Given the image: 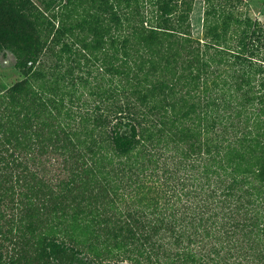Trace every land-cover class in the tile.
I'll list each match as a JSON object with an SVG mask.
<instances>
[{"label": "trees", "instance_id": "1", "mask_svg": "<svg viewBox=\"0 0 264 264\" xmlns=\"http://www.w3.org/2000/svg\"><path fill=\"white\" fill-rule=\"evenodd\" d=\"M79 2L45 3L54 29L45 38L34 27L41 14L30 1L1 19L0 48L13 50L25 78L0 95V220L54 211L91 225L85 231L92 243H86L73 227L31 224L28 232L36 235L28 246L45 264L66 254L77 255L78 264L103 258L110 264H240L229 256L245 249L246 264H264L263 25L250 17L228 19L220 31L209 27V40L200 43L190 37L189 5L181 0L157 3L162 15L147 28L134 0H125L128 14L114 0H86L89 9L79 13ZM76 31L87 37L74 41ZM82 89L92 101L76 96ZM179 121L187 126L170 131L171 140H192L188 146L197 150L200 124L207 151L188 157L195 174L177 184L174 161L160 144L167 136L162 127ZM44 159L58 165L56 177L38 174ZM217 168L225 174L210 189L215 178L206 182L197 172L214 175ZM250 179L257 186L245 190ZM215 198L245 211L228 241L231 209L217 207L227 210L219 223L220 211L203 207ZM136 199L149 205L131 207ZM210 222L213 229L206 228ZM103 226H110L112 241ZM201 233L207 240L192 238ZM5 234L0 264H19L10 250L24 256L27 243Z\"/></svg>", "mask_w": 264, "mask_h": 264}, {"label": "rangeland", "instance_id": "2", "mask_svg": "<svg viewBox=\"0 0 264 264\" xmlns=\"http://www.w3.org/2000/svg\"><path fill=\"white\" fill-rule=\"evenodd\" d=\"M22 0H0V22L1 19H4L6 17H14L18 10L20 11V3ZM32 3H34L35 7L39 11V16L41 23H35L34 27L36 30H38V34H41L43 38L47 34L51 32H54V29H51V26L48 25V20H50L51 14L53 13L52 8H48L45 3L48 0H27ZM79 4L81 6L79 13H82L83 9H89V6L84 3L86 0H79ZM118 1V3H116ZM161 0H134V3L132 6H137V10L140 12V17L143 19L144 23L143 26L145 28L153 25L156 26L158 19L162 15V12L157 5V3H160ZM182 2H186L189 5L188 10V21H189V31H190V37L194 41H199L200 43H205L209 39V35H206V30L209 27L215 28V30H222L224 26L222 25L224 22H227L228 19H243L245 17H250L251 19L258 20L264 27V0H181ZM114 3H116L117 7L120 9V11L124 12L126 11L127 14L130 12V9L127 6L125 0H114ZM55 27H57V22L55 23ZM230 31H233V26L229 28ZM1 32V31H0ZM52 34L50 35V37ZM79 37H87V34L84 32L76 31L75 34L72 36V39L76 41L79 39ZM1 39V37H0ZM50 38H48L49 40ZM3 43H0V45ZM58 50V47L56 48ZM44 59V58H43ZM16 55L14 54L13 50L9 47H3L0 48V95H2L4 92H6L9 87H11L14 83L17 81H21L25 78V73L20 70L16 65ZM82 65L85 62H81ZM264 65V61L261 62ZM31 62L29 63V65ZM94 82H100V84L104 85L105 82L101 81L99 79L93 80ZM35 89H37L36 86H34ZM77 97L81 98L85 101H92L93 97L90 96V90L82 89L77 92ZM187 122L179 121L175 122L174 124L168 123L167 125L163 126L162 129L164 131V134L167 136L164 137V139H161L162 142L160 144L161 152L164 153V157H171L174 161V172L172 174L173 183H181V180L184 176L195 174L194 169L190 170L188 168L189 163L186 164V160L188 157L192 154L197 152L198 155L205 156V151H207V133L204 132L203 127L200 124H196L199 134L196 137V145L197 150L194 149L192 151L190 147L188 146V143H190L192 140H179L180 137H175V140H171L170 137V131L172 133H176L178 130L182 128H186ZM172 161V160H171ZM189 161V160H188ZM41 166L43 168L38 173L46 178H54L58 175V165L55 163L54 160L44 159L41 163ZM33 169V167H31ZM175 170H177L175 172ZM220 172L218 174L209 175L207 173L201 174V172H197L198 178H205V181L207 182V179H214L213 183L210 185V189H213L217 184L218 178H221V173L225 174V172L221 171V169H218ZM205 172V171H204ZM220 176V177H219ZM250 183H254V186L256 187V183L250 179L249 181L244 182L243 188L245 190H251L253 189L252 185ZM210 189H207V192L210 191ZM141 196H144L142 194ZM148 202L144 200H138L134 201L131 205V207H141V206H148ZM198 206L200 205L197 204ZM203 207L209 208L211 211H220L218 214V221L219 223L225 222V217H223V214L227 212L226 209L221 208L217 209V207H228L231 209V215L227 220V226L225 228V235L227 236V241L231 239L232 232L234 231V225L241 224L243 222L242 213H244V209L240 208L238 203L231 201L228 205H223L222 201L218 198H215V200H210L207 202V204ZM244 207H247L244 205ZM257 212V208H253V215L255 216ZM43 214H37L35 213V216L26 214L25 212L19 213L21 218H17V216H14V220L12 219V216H10V221L6 220H0V233H4V236L6 237L10 236L8 234H5V231H9V234L14 235V238H11L13 241H15V238L22 237V241L24 243H27L26 250L27 253L24 254V256H20L16 251L10 250V253L15 252V260L20 261L19 264H45V259L39 256V253H35V251L30 248L28 245L34 242V235L36 234H30L28 232V228L32 225H43L45 227L54 226V225H65L70 226V229L72 227L74 228L73 233L74 236L79 239L80 241H86V243H92L90 240V237L88 235V232L85 231V226L90 225L87 221L84 223H73L69 221L66 217V212H61V215H59V212H50V213H44ZM57 215V217L62 218H53L54 215ZM178 225V224H177ZM91 226V225H90ZM112 227H117L116 224L111 223ZM217 227V226H216ZM44 228V227H43ZM105 229V232H109L108 240L112 241L113 238L110 236V226H103L102 229ZM207 229H213L212 224L206 225ZM61 230V229H60ZM59 230V231H60ZM42 230H40L38 233H40ZM55 231V230H54ZM223 234V235H224ZM57 236H59L57 234ZM196 241H199L200 239L207 240V237L205 233L198 234L197 236H193ZM1 239V238H0ZM6 246H9L11 244L5 242ZM97 249L104 250V246L98 247ZM125 248L120 249V252H124ZM112 253L117 252L116 249L111 250ZM246 253V249L244 251V254ZM248 254H235L229 256L231 258L228 260L229 263L237 262L240 264H246V261L249 260ZM247 255V256H246ZM127 254L125 253V257ZM77 255L72 254H66L58 257V259L52 261V257H49V260L52 261V264H78L77 261ZM88 257V256H87ZM122 258V257H121ZM91 259V257H89ZM123 259V258H122ZM103 260L99 261L100 264H110L109 260L108 262H103ZM125 264H130L129 260H124ZM4 264V263H3Z\"/></svg>", "mask_w": 264, "mask_h": 264}]
</instances>
